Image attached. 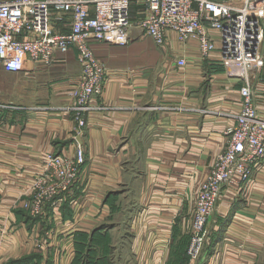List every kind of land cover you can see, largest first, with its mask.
<instances>
[{
  "label": "crops",
  "instance_id": "crops-1",
  "mask_svg": "<svg viewBox=\"0 0 264 264\" xmlns=\"http://www.w3.org/2000/svg\"><path fill=\"white\" fill-rule=\"evenodd\" d=\"M142 13L131 6L127 44L91 45L108 77L82 116L83 128L68 110L69 90L81 72L76 50L56 53L50 66L26 61L19 72L1 70L0 228L19 227L3 237L8 243L0 242L8 251L1 259L13 255L9 243L17 245L15 236L28 227L32 237L46 240L49 247L41 244L40 253L48 264H75L85 251L93 264H264V161L243 187L223 188L204 248L189 261L194 202L229 142L227 130L241 108L240 84L218 60L201 58L195 41L181 44L169 32L158 47L137 26ZM70 26L66 17L55 32L66 34ZM178 58L186 60L184 67L176 65ZM252 100L264 116V67ZM77 144L84 152L77 181L54 197L37 195V213L26 218L23 204L32 210L37 187L46 192L57 183L46 156L73 158ZM137 162L123 236L115 218L125 210L126 167Z\"/></svg>",
  "mask_w": 264,
  "mask_h": 264
},
{
  "label": "built area",
  "instance_id": "built-area-1",
  "mask_svg": "<svg viewBox=\"0 0 264 264\" xmlns=\"http://www.w3.org/2000/svg\"><path fill=\"white\" fill-rule=\"evenodd\" d=\"M132 5L143 8L137 26L158 47L164 46L169 32L181 44L195 41L201 58L218 60L228 78L240 84L241 108L227 130L229 142L201 182L194 202L187 249L191 262L204 248L223 188L233 177L243 179L249 169L259 170L264 161V116L252 100L264 67V0L239 4L233 0H0V72H19L26 61L50 66L56 53L76 50L81 72L68 95L73 120L83 128L82 116L92 99L102 94L108 77L91 45L127 44ZM66 17L71 18L70 31L56 33L55 23ZM176 65L182 68L186 60L178 58ZM83 163L78 144L73 158L47 155L45 165L57 183L39 198H51L76 182Z\"/></svg>",
  "mask_w": 264,
  "mask_h": 264
},
{
  "label": "rangeland",
  "instance_id": "rangeland-1",
  "mask_svg": "<svg viewBox=\"0 0 264 264\" xmlns=\"http://www.w3.org/2000/svg\"><path fill=\"white\" fill-rule=\"evenodd\" d=\"M223 1H227V0H223ZM233 1L238 2V4H239V2L241 0H233ZM70 103H71V101H70ZM68 110H72L71 109V105H70ZM70 113H71V115L73 114L71 111H70ZM85 114H87V112ZM255 170H258V169L257 168L256 169H254V168L249 169L248 172H247L246 177L243 178V179H239L237 177H233L231 182H229L227 185H235V186H242L243 187L245 184H247L253 178ZM139 173H140V164L138 162L137 163H131V164H129L128 167H126L125 178L123 180L124 184L122 185V188L128 189L126 191V193L123 195L124 197H122V202L124 204L125 210L123 211L122 214L116 215V218H115L118 221V223H119V226H120L119 229H121L120 234L123 235V236L125 234V228H126L125 226H126L127 218L130 217V215H131V213H130L131 211H130V206L129 205L132 203L133 198H134V194H135V190H136V185H134V184L137 181L136 179L138 178ZM41 194H45V187H43V188L42 187H37L36 194L35 195L33 194L31 196L32 197L31 200L34 197H36L37 195H41ZM54 196H52V197H54ZM42 199H43V197H42ZM31 200L29 202H31ZM220 200H221V198H220ZM27 203H28V201H27ZM33 203H34V206L32 207V210L26 209V204L25 205L23 204V208H22L23 210H21V211L25 215L26 218H28V216L32 217V215L35 217L34 214L37 213L36 210L38 208V205L40 204L39 200H38V197H36L33 200ZM29 207H31L30 204H29ZM212 216H214V215H212ZM62 218L63 217H61V219ZM28 229L29 228L27 227V229H26L27 232L23 231L26 234L25 233L23 235H18L17 234L15 236V241L14 242H16L17 245H12L11 243H9V246H12L11 251H12L13 255L10 258H6V259H1L0 258V262H2V264H14V262L19 261L22 258L27 257V256H31V255L40 256V257H35L32 260L33 264H48V261L45 260L44 257L42 256V254L40 253V252H42L41 244H43V246H48L47 243L46 244L44 243L46 240L43 239V238L41 240L40 237H38V238H36L35 236L32 237L31 236L32 232L29 234V230ZM17 231H19V227L15 226L13 224H11L10 226H8L6 228V232L4 231V228H0V240H1L0 242L3 243L5 241L3 239V237L5 235L13 236V234L16 233ZM40 241H42V243ZM5 242L8 243V241H5ZM50 246H53L54 248H57L56 242L51 243ZM0 252L1 253L4 252L5 255L8 254L7 253L8 251H5L2 248H0ZM29 252H31V253H29ZM26 253H28V254H26ZM45 256L47 257L46 253H45ZM122 256L124 258H128L129 257V254L127 253L126 249H124ZM54 264H60V259H55L54 260Z\"/></svg>",
  "mask_w": 264,
  "mask_h": 264
},
{
  "label": "trees",
  "instance_id": "trees-1",
  "mask_svg": "<svg viewBox=\"0 0 264 264\" xmlns=\"http://www.w3.org/2000/svg\"><path fill=\"white\" fill-rule=\"evenodd\" d=\"M216 1H223V0H216ZM77 254H80L79 250L77 249ZM35 257H40L38 255L34 256V255H31V256H27V257H24L22 258L21 260L19 261H16L14 262V264H33L32 263V260L35 258ZM79 260V263H77ZM75 264H93V262L91 261V253L88 252V251H85V257L82 258L81 257V254L77 257V261Z\"/></svg>",
  "mask_w": 264,
  "mask_h": 264
}]
</instances>
